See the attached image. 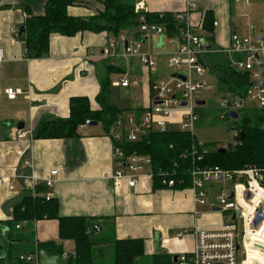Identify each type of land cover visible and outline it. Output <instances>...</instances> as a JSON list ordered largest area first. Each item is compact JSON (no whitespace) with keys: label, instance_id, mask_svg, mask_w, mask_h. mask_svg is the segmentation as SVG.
Instances as JSON below:
<instances>
[{"label":"crops","instance_id":"0c3cea01","mask_svg":"<svg viewBox=\"0 0 264 264\" xmlns=\"http://www.w3.org/2000/svg\"><path fill=\"white\" fill-rule=\"evenodd\" d=\"M46 1L0 0V47L4 49V60L0 61V176L5 178V183L0 185V222L5 223L12 217L14 205L24 196L35 194L33 178L42 184L51 176V171L57 170L53 176L56 179L54 185L43 194L59 200L63 216L91 218V235L102 242L97 247L102 253L105 249H112L115 239L142 238L145 254L153 258L158 253L154 246L155 231L162 235L164 250L160 253L174 259L178 253L193 251L195 232L221 228L226 214L213 209L215 205L197 203L191 187L155 188L150 177H143L134 187L127 179H123L118 187L113 186L110 176L119 167L115 163L114 142L99 123L94 125L91 122L85 128H79L75 137H37L39 125L44 120L70 116L72 97L86 96L92 108L97 109L96 97L101 90V78L109 65L120 70L110 75L114 83L112 89L137 87L141 90L134 96L135 104L129 109L135 115L144 114L154 94L152 85L164 78L157 75L160 66L155 72L157 66L148 68L136 57L122 56L121 45L118 49L112 47L110 55L104 54V49L116 42L118 35L125 34L128 39H142L141 49L151 52L156 61L168 60L176 53L183 38L181 27L176 33L168 34L163 26L164 35L147 39L138 26L125 28L118 35L108 31H85L72 36L54 33L47 56L27 58L25 43L15 36V32L22 30L27 16L42 14ZM134 1L136 6L142 4L138 13L172 12L177 18L183 16L185 26L201 34L215 50L211 54L229 46L234 32L254 41H264L262 33H257L259 21L264 22V0H197L196 9L188 12L185 0ZM102 7V0H86L70 6L68 11L76 17H90ZM208 14L211 18L206 24ZM164 42L176 45V51L169 52L167 45L163 47ZM236 56L228 55L231 62ZM140 66L143 67V76L132 75L135 71L141 72ZM209 73L210 68L206 76ZM124 77L137 79L139 84L131 87L115 84ZM213 77L216 78L215 75ZM9 88L16 89L15 98L8 97ZM241 99L243 102L246 98ZM182 115V110L175 111L171 118L176 122H171L169 128L178 129L177 121ZM20 129L27 132L23 138L17 136ZM9 184L15 188L10 189ZM214 186L209 188L212 202L220 188L219 184ZM182 229L187 233L177 236ZM31 230L33 240L30 244L57 240L62 242L65 250H74L72 240L59 238V221L56 218L36 220ZM0 234L7 235L5 227H0ZM259 245L264 246L245 235L240 263L264 264V248ZM108 261L110 263L112 258Z\"/></svg>","mask_w":264,"mask_h":264},{"label":"trees","instance_id":"16d2710c","mask_svg":"<svg viewBox=\"0 0 264 264\" xmlns=\"http://www.w3.org/2000/svg\"><path fill=\"white\" fill-rule=\"evenodd\" d=\"M86 2V0H47L42 14H31L23 25L17 29L15 36L25 43L27 58H42L49 53L52 34L66 36L76 35L85 31H108L118 35L129 27H139V16L134 0H102L103 7L90 17H76L69 13L68 8ZM148 22L166 27L168 34L176 33L178 28L185 27L182 18L172 12H143ZM206 17V24L211 16ZM212 21V20H211ZM120 36V35H118ZM204 64L216 76L217 87L221 92H229L239 98H246L251 86V73L236 69L224 52L208 54ZM115 65H109L101 78V90L96 97L99 105L93 109L86 96L72 97L71 114L65 119L44 120L38 128V138H70L79 133V128L90 119L101 124L106 133L118 118L124 119L131 114L129 108L120 107L111 97L113 71L120 72ZM133 84L127 87H131ZM121 86V85H119ZM200 108V107H199ZM240 110V109H239ZM239 110L236 112L239 115ZM200 117L205 111L199 109ZM232 112L226 114L231 115ZM232 116V115H231ZM233 117V116H232ZM239 117V116H238ZM234 118V117H233ZM237 142L227 144L226 151L218 149L205 150L193 133L180 129H169L161 132L151 130L140 136L136 141L119 143L127 154L138 153L149 155L152 159L153 186L167 187L163 179H174V189L191 187L192 169L219 165L225 169H237L245 166H258L264 169V107L250 108L244 111L241 121L236 127ZM117 160L115 163L117 164ZM45 182L35 185V194H29L14 205L12 217L1 223L5 227L6 236L0 234V264H23L20 255L46 250L49 254L63 255L65 248L57 240L34 241L32 224L44 218H56L59 221V238L62 241L72 240L74 250L67 258V264H93L96 247L102 244L93 239L88 231L93 220L87 216H63L60 213V202L56 197L47 198L43 192L47 189ZM26 222L21 228L17 225ZM99 250V249H98ZM68 251V250H67ZM112 261L109 264H136L145 254L142 238L115 239L112 247ZM76 255L73 256V253ZM151 264H176L172 256L156 253Z\"/></svg>","mask_w":264,"mask_h":264},{"label":"built area","instance_id":"2783aa9c","mask_svg":"<svg viewBox=\"0 0 264 264\" xmlns=\"http://www.w3.org/2000/svg\"><path fill=\"white\" fill-rule=\"evenodd\" d=\"M186 12L196 9L197 0H185ZM142 8L138 4L136 9ZM138 12V11H137ZM139 29L145 39L154 35H164V27L148 22L145 14L139 12ZM178 18H183L179 16ZM217 24V22H215ZM183 38L180 41L176 53L171 58V64L176 72H184L185 78L174 74L164 77L152 85L154 94L151 95L150 105L141 116L133 113L124 119L118 118L110 130L114 142V158L119 167L111 174L110 179L115 187H118L123 179H127L131 187L136 186L143 177L153 179L152 159L149 155L138 153L127 154L119 143L124 141H136L141 135L151 130L161 132L168 131L169 124L176 122L172 115L177 110H182L183 115L178 122L180 130L190 131L200 118L199 109L202 105L197 100L203 99L204 78L209 72V67L204 64L205 57L215 52L203 36L193 31L189 26L181 28ZM171 41V40H170ZM122 47V56L126 58L136 57L148 68H155L157 62L151 52L141 49L142 39H128L125 34L118 36L116 42L104 49V54L110 55L111 48ZM217 51V49H216ZM219 51L228 55H237L232 59L233 66L240 71L251 73V86L246 98L256 100L259 106L264 107V41H254L252 38L242 36L237 32L231 35L229 46ZM4 60V49L0 47V61ZM123 87L131 84L137 85V79L128 77L121 78L115 82ZM9 98H15V88L7 90ZM200 107V108H199ZM243 107L241 98L225 96L221 101V108L227 112L236 111ZM91 123L88 119L81 125L85 128ZM26 131L20 129L17 136L23 138ZM238 135V132H236ZM227 145H225L226 147ZM58 173L51 171V176L45 179L47 187H52L56 181L53 178ZM192 185L195 201L199 204H212L221 207L226 214L224 224L219 229L197 230L195 248L191 252L177 254L176 264H241V245L245 244V234L248 226L258 227L264 221V169L258 166H245L237 169H225L219 165L206 167H194L192 169ZM35 185L38 183L33 178ZM5 183V178L0 176V185ZM167 187L175 185L174 179H163ZM220 185L216 191L215 201L210 200L209 188ZM14 189L13 184H9ZM250 194L247 197V194ZM51 195H47L50 198ZM240 212L237 214V210ZM262 210L263 220L254 226V219L259 210ZM26 222L17 225L19 229ZM187 230H180L177 236L181 237ZM71 253L64 251L61 255L65 260ZM76 254L73 253V256ZM20 259L25 264H39V251L23 253Z\"/></svg>","mask_w":264,"mask_h":264},{"label":"rangeland","instance_id":"374dc122","mask_svg":"<svg viewBox=\"0 0 264 264\" xmlns=\"http://www.w3.org/2000/svg\"><path fill=\"white\" fill-rule=\"evenodd\" d=\"M257 33H262L264 36V22L259 21L258 23ZM167 45L169 52L171 50H175L176 45H168L164 42L163 47ZM161 47V46H159ZM176 51V50H175ZM174 51V52H175ZM170 57V56H169ZM160 61V62H159ZM157 60V67L154 69L155 72L158 66H160L157 75L160 77H170L176 71V68L171 64V57L168 60ZM141 72L135 71L132 75L137 74L138 76H143V67L140 66ZM204 78L205 85L203 87L202 98L206 100V104L201 107L205 114L201 116L193 129V135L197 139V141L204 146L205 150H215L225 147L227 144H235L237 142L236 132L238 130L236 127L238 123L241 121L242 115L245 110L250 108H263L259 106L256 100L243 99L244 107L239 110V117L233 118L230 114H226L228 112L223 111L221 108V101L223 96H233L234 94L229 92H221L217 87V80L214 75H210ZM113 83V81H112ZM114 84V83H113ZM114 87V86H112ZM139 87V86H138ZM132 87L130 89L124 88H114L111 92V97L113 101H115L122 108H130L135 104L134 96L136 93H140L141 90L134 89ZM123 89L124 92L121 90ZM171 128V127H170ZM264 232V221L258 227H250L248 232V237L256 243H260L264 245V240L260 238V233ZM95 260L93 264H109L108 259L112 258L113 251L112 249H105L104 253H102L96 247ZM152 256L144 254L136 264H151Z\"/></svg>","mask_w":264,"mask_h":264},{"label":"water","instance_id":"95a60500","mask_svg":"<svg viewBox=\"0 0 264 264\" xmlns=\"http://www.w3.org/2000/svg\"><path fill=\"white\" fill-rule=\"evenodd\" d=\"M175 76L177 77H182L185 78V73L184 72H176L174 73ZM197 104L198 105H205L206 104V100L204 99H199L197 100ZM231 115L234 118H238V113L237 112H232ZM92 124L96 125L97 122H92ZM220 152H224L226 151V147H221L219 148ZM250 194H247V197H249ZM213 209L215 210H221L220 206H213ZM240 212V209L237 210V214ZM263 220V213L262 210L260 209L254 219V226H257L259 224V222H261ZM89 233H91L92 231L89 230ZM154 246H155V251L160 253L164 250V248L162 247V235L160 231H155L154 233ZM0 247H2V245H0ZM259 247L264 248V246L259 245ZM177 259V255H174V261L176 262ZM39 264H67V261L59 254H49L46 250L42 249L39 251ZM255 264H259V263H255Z\"/></svg>","mask_w":264,"mask_h":264},{"label":"bare ground","instance_id":"6f19581e","mask_svg":"<svg viewBox=\"0 0 264 264\" xmlns=\"http://www.w3.org/2000/svg\"><path fill=\"white\" fill-rule=\"evenodd\" d=\"M249 229H250V226H248L247 229H246V234H245V235H246L247 237H248ZM260 237H261V238H264V232H262V233L260 234ZM72 253H73V252H72ZM69 257H70V256H69ZM68 259H69V258H68Z\"/></svg>","mask_w":264,"mask_h":264}]
</instances>
